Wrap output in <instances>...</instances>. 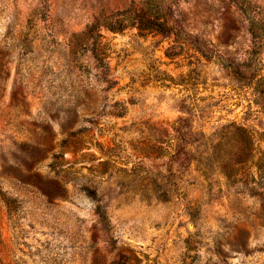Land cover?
Masks as SVG:
<instances>
[{
	"label": "rangeland",
	"instance_id": "374dc122",
	"mask_svg": "<svg viewBox=\"0 0 264 264\" xmlns=\"http://www.w3.org/2000/svg\"><path fill=\"white\" fill-rule=\"evenodd\" d=\"M173 3L0 0V264H264V0Z\"/></svg>",
	"mask_w": 264,
	"mask_h": 264
},
{
	"label": "trees",
	"instance_id": "16d2710c",
	"mask_svg": "<svg viewBox=\"0 0 264 264\" xmlns=\"http://www.w3.org/2000/svg\"><path fill=\"white\" fill-rule=\"evenodd\" d=\"M175 0H99V8L93 14L92 22L85 30L86 39L96 29L108 28L110 30H123L127 27H138L164 36L170 35L176 30V24L172 19V8ZM236 3V1H234ZM239 3V2H237ZM112 5H114L112 7ZM248 6V5H245ZM112 8V9H111ZM247 10L255 11L252 16L254 25L261 26L263 15L259 9L251 6ZM243 11L247 12L246 9ZM239 73L238 70H233ZM246 83H254L257 101L264 107V73L246 80Z\"/></svg>",
	"mask_w": 264,
	"mask_h": 264
}]
</instances>
